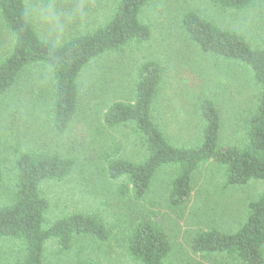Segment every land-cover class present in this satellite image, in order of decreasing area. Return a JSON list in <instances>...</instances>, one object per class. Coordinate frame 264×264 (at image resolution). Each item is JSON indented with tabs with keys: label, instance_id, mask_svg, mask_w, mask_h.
<instances>
[{
	"label": "rangeland",
	"instance_id": "1",
	"mask_svg": "<svg viewBox=\"0 0 264 264\" xmlns=\"http://www.w3.org/2000/svg\"><path fill=\"white\" fill-rule=\"evenodd\" d=\"M117 1L23 0L33 29L55 44L94 30L110 17ZM186 11L237 31L252 47L264 45V0H256L244 10L223 9L211 0H148L140 19L150 27L149 39L129 43L83 69L78 79V107L64 132H57L51 122L52 78L45 66L24 67L13 86L0 95V205L13 199L14 162L20 152L58 153L74 162L66 178L41 185L48 201L47 219L75 212L96 213L107 225L105 241L77 237L67 251L53 240L47 242L44 264H141L126 250L129 230L140 218H149L164 229L171 244L167 264H242L229 255L193 251L191 241L198 231L234 232L245 220L248 202L260 195V181L224 186L223 169L206 162L192 174L189 200L175 209L166 200L174 166L158 169L141 197L121 192L124 180L107 173L111 159L140 161L145 156L130 127L107 126L103 115L111 102L132 98L137 68L146 60H155L161 67L154 108L172 143L192 146L200 141L202 121L197 104L203 96L212 98L220 111L222 144L238 145L244 140V122L255 108L258 94L251 73L242 64L201 52L183 30L181 16ZM11 43L0 19V59ZM22 255L20 243L0 239V264Z\"/></svg>",
	"mask_w": 264,
	"mask_h": 264
},
{
	"label": "trees",
	"instance_id": "2",
	"mask_svg": "<svg viewBox=\"0 0 264 264\" xmlns=\"http://www.w3.org/2000/svg\"><path fill=\"white\" fill-rule=\"evenodd\" d=\"M255 1L211 0L220 8L236 10H244ZM147 2L118 0L110 17L94 30L55 44L33 29L23 0H0V19L12 38L9 52L0 59V95L13 86L24 67L45 66L52 78L51 122L57 132H64L78 107V79L83 69L92 60L120 51L129 43L149 39L150 27L140 19ZM181 23L188 39L201 52L237 62L250 71L258 94L255 108L244 122V140L238 145L222 144L220 111L212 98L203 96L197 104L202 121L200 141L192 146L172 143L158 123L154 108L161 67L155 60H146L137 68L132 98L111 102L103 115L107 126L130 127L143 145L145 156L140 161L111 159L107 173L113 179L124 180L121 192L141 197L158 169L174 166L166 200L175 209L189 200L192 174L206 162L223 169L224 186L260 181V195L248 202L245 220L234 232L198 231L191 249L229 255L242 264H264V45L252 47L237 31L223 29L194 11L184 12ZM73 162L58 153L33 150L22 151L16 157L13 199L0 205V239L20 243L23 255L7 264H44L45 245L51 240L62 251L69 250L77 237L107 240V225L96 213L75 212L52 221L46 217L48 201L41 185L66 178ZM2 179L0 151V185ZM126 250L141 264H167L171 244L161 225L140 218L129 230Z\"/></svg>",
	"mask_w": 264,
	"mask_h": 264
}]
</instances>
